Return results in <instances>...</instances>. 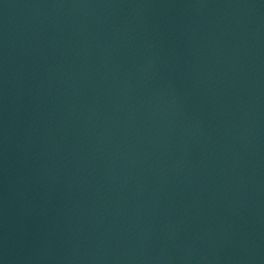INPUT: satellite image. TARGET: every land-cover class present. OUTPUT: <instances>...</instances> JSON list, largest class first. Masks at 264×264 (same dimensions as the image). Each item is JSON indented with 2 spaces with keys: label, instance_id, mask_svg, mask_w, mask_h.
Listing matches in <instances>:
<instances>
[{
  "label": "water",
  "instance_id": "obj_1",
  "mask_svg": "<svg viewBox=\"0 0 264 264\" xmlns=\"http://www.w3.org/2000/svg\"><path fill=\"white\" fill-rule=\"evenodd\" d=\"M0 264H264V0H0Z\"/></svg>",
  "mask_w": 264,
  "mask_h": 264
}]
</instances>
